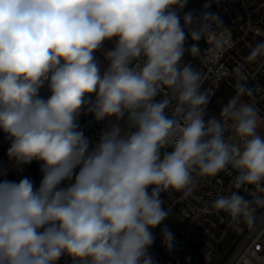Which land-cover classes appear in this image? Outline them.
Instances as JSON below:
<instances>
[{"label": "clouds", "instance_id": "1", "mask_svg": "<svg viewBox=\"0 0 264 264\" xmlns=\"http://www.w3.org/2000/svg\"><path fill=\"white\" fill-rule=\"evenodd\" d=\"M188 2L0 0V132L13 169L36 161L42 173L38 186L0 179V264H156L153 229L170 213L161 194L190 195L194 174L231 169L235 189L253 186L251 199L232 191L212 204L253 223L264 207V135L241 97L254 89L238 76L219 118L205 120L201 74L184 63L198 46L186 48V34L199 39L223 21L210 3L181 15ZM261 58L264 42L247 60ZM82 112L103 125L98 138L81 129ZM161 237L171 252L166 225Z\"/></svg>", "mask_w": 264, "mask_h": 264}, {"label": "built area", "instance_id": "2", "mask_svg": "<svg viewBox=\"0 0 264 264\" xmlns=\"http://www.w3.org/2000/svg\"><path fill=\"white\" fill-rule=\"evenodd\" d=\"M205 3L211 4L208 11L217 12L223 25H214L211 30L201 32L199 39L212 38L214 43H208L198 51L186 52L184 57V63H190L201 74V90L209 98L205 120L213 116L219 118L220 109L236 95L234 85L238 76L243 75L254 92L252 96L241 97V101L253 104L257 115L264 121V58L255 62L247 60L251 48L258 42H264V0H204L201 3L189 0L181 15L193 12L198 16ZM190 39L193 38L186 34V48L192 45ZM217 92L221 93L218 105L227 97L220 108L210 104ZM160 98L157 97L158 100ZM78 123L85 135L92 139L98 138L103 127L94 122L90 114L83 112ZM259 133L264 135V129ZM8 147L9 142L0 132V172L7 170V175L0 176V179L19 181L27 176L38 186L42 178L39 162H32L39 169L35 173L27 172L25 166L22 172H18L7 157ZM234 176L235 172L231 169L214 177L194 174L195 187L190 195L185 196L182 190L161 194L170 213L160 226L153 229L155 240L149 251L156 264H209L214 259L218 247L230 237L236 223L227 213L215 210L213 201L218 196L230 195L232 191H239L245 199L252 198L253 186H245L248 190L244 187L235 189L232 184ZM179 206L183 225L180 232L173 233L175 246L169 252L162 244L161 228L168 227L172 214ZM205 208L208 211H204ZM255 212L253 223L219 264H264V207H256ZM58 264H72V261L64 256Z\"/></svg>", "mask_w": 264, "mask_h": 264}, {"label": "rangeland", "instance_id": "3", "mask_svg": "<svg viewBox=\"0 0 264 264\" xmlns=\"http://www.w3.org/2000/svg\"><path fill=\"white\" fill-rule=\"evenodd\" d=\"M191 1H195V2H203L204 0H191ZM216 14H218L217 12H215ZM219 15V14H218ZM232 33H235L234 29H232ZM190 43L191 44H197L198 48L202 49L204 48L208 43H214V40L212 38L209 39H190ZM110 43H106V45H109ZM98 53V52H97ZM99 56H101L99 54ZM221 96L220 92H217L216 95L214 96V98L211 101V105L215 106V107H221L224 103H225V99L227 97H224L223 100L219 103V105L217 104L218 102V98ZM242 102V101H241ZM257 122H258V132L262 131V129H264V121L261 120L260 116L257 115ZM17 176V174L15 175ZM256 216V212L254 213V218ZM181 213H180V206L174 211V213L171 216L169 225H168V229L172 232V233H178L180 232L181 228H182V222H181ZM249 224L241 222L239 224H236V226L234 227L230 237L218 247V250L214 256V259L209 263V264H219L224 256L226 255V253L239 241V239L243 236V234L245 233L246 229L248 228Z\"/></svg>", "mask_w": 264, "mask_h": 264}, {"label": "crops", "instance_id": "4", "mask_svg": "<svg viewBox=\"0 0 264 264\" xmlns=\"http://www.w3.org/2000/svg\"><path fill=\"white\" fill-rule=\"evenodd\" d=\"M112 47L111 43L109 45H106V48H110ZM99 54L101 56H99ZM97 59L104 65L105 61H104V55L103 52H98L96 53ZM40 95L47 98L48 95H50V93L47 91L46 87L41 89Z\"/></svg>", "mask_w": 264, "mask_h": 264}, {"label": "trees", "instance_id": "5", "mask_svg": "<svg viewBox=\"0 0 264 264\" xmlns=\"http://www.w3.org/2000/svg\"><path fill=\"white\" fill-rule=\"evenodd\" d=\"M25 169L27 172H31V173L32 172L35 173V172L39 171L38 167L35 166L33 163H31L30 165H25Z\"/></svg>", "mask_w": 264, "mask_h": 264}]
</instances>
